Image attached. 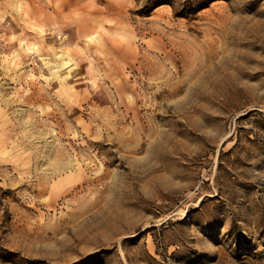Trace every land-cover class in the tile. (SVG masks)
I'll return each instance as SVG.
<instances>
[{"label": "rangeland", "instance_id": "rangeland-1", "mask_svg": "<svg viewBox=\"0 0 264 264\" xmlns=\"http://www.w3.org/2000/svg\"><path fill=\"white\" fill-rule=\"evenodd\" d=\"M0 264H264V0H0Z\"/></svg>", "mask_w": 264, "mask_h": 264}, {"label": "bare ground", "instance_id": "bare-ground-1", "mask_svg": "<svg viewBox=\"0 0 264 264\" xmlns=\"http://www.w3.org/2000/svg\"><path fill=\"white\" fill-rule=\"evenodd\" d=\"M78 22H81V21H76V23H78ZM83 22H84V21H83ZM83 22H82V23H83ZM79 29H80V27H79Z\"/></svg>", "mask_w": 264, "mask_h": 264}]
</instances>
